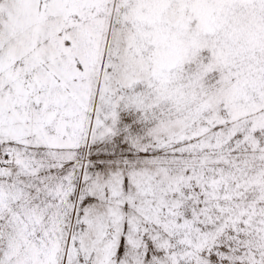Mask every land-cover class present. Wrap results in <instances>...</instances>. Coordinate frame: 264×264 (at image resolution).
<instances>
[{
    "label": "snow or ice",
    "instance_id": "1",
    "mask_svg": "<svg viewBox=\"0 0 264 264\" xmlns=\"http://www.w3.org/2000/svg\"><path fill=\"white\" fill-rule=\"evenodd\" d=\"M0 264H264V0H0Z\"/></svg>",
    "mask_w": 264,
    "mask_h": 264
}]
</instances>
